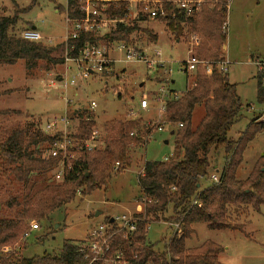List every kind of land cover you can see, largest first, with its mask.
I'll return each instance as SVG.
<instances>
[{
    "label": "trees",
    "instance_id": "obj_1",
    "mask_svg": "<svg viewBox=\"0 0 264 264\" xmlns=\"http://www.w3.org/2000/svg\"><path fill=\"white\" fill-rule=\"evenodd\" d=\"M37 1L31 0L28 9ZM217 1L219 3L212 8L202 6L191 18L167 7L175 17L170 14L159 20L166 24L175 39H179L185 29L198 35L197 58L213 64L225 57L226 33L222 28L226 23L228 0ZM126 8V4L109 5L104 13L107 17H122ZM25 11L16 9L12 15H0V65H13L22 60L28 72L42 62L57 65L63 64L65 57L74 59L86 44L130 43L131 35L139 31L137 24L141 22L120 24L103 35L80 32L62 46L50 47L13 34ZM65 14L70 20L83 19L79 0H67ZM59 48L63 49L64 58L53 56ZM255 78L259 104L264 102V73L256 72ZM116 98L122 100L119 94ZM197 106H203L204 116L192 129V114ZM240 111L235 85L229 83L227 75L216 66L209 75L198 69L193 87L177 100L167 101L165 119L170 126H176L172 133L173 154L166 162H144L143 172L137 176L138 202L143 211L134 215L136 230L131 235L123 237V232L119 231L115 236L116 227L112 225L110 255L121 251L126 264H220L217 257L223 249L219 245L206 241L187 249L185 241L191 237V226L196 223H204L211 230L242 231L243 224L237 223L247 219L250 211L259 212L264 206V155L244 180L236 179L243 152L264 130V122H257L258 116L251 115L240 136L231 138L229 132L242 117ZM9 114L21 115L18 111H0V115ZM78 118L74 136L87 139L95 125L94 116L83 112ZM180 124L182 127L178 128ZM103 130L107 134L103 147L82 150L72 170L58 182L52 180L57 160L45 157L43 152L60 134L45 133L43 126L33 121L3 130L1 166L21 189L0 202V213L7 212L6 217H0V264H90V258H85L90 257L88 251L81 250L85 243L65 242L58 255L24 258L21 252L25 248L24 234L32 221L47 220L55 210L71 203L77 194L87 196L95 189L106 187L114 165L127 164L131 149L143 148L150 142L140 138L148 130L140 122H110ZM132 131H136L137 136L131 137ZM213 173H217V183L211 182ZM209 181L211 184L205 186ZM169 208L172 209L169 224L178 225L181 235L176 230L162 250L157 251L147 239L146 230L152 221L162 219Z\"/></svg>",
    "mask_w": 264,
    "mask_h": 264
},
{
    "label": "rangeland",
    "instance_id": "obj_2",
    "mask_svg": "<svg viewBox=\"0 0 264 264\" xmlns=\"http://www.w3.org/2000/svg\"><path fill=\"white\" fill-rule=\"evenodd\" d=\"M30 3L31 0H0V15L8 16L16 9H25L13 29V34L20 36L23 31L34 27L43 39L50 40V44L43 42L46 46H62L70 30L65 14L67 0H38L28 9ZM204 6L212 8L214 4ZM137 28L139 31L131 35L130 42L137 47H145L147 52L152 48L159 50L161 58L168 63V76L172 83H168L166 75L162 72H150L143 62H127L122 53L111 48V71L91 75L88 80L79 83L78 88L67 92V96L75 103L68 107V116L72 119L71 129L68 131L76 134L79 114H92L95 120L94 128L99 131L97 149L103 147L104 138L107 136L103 130L106 123L133 121L142 125L147 121H156L154 97L161 87L180 96L186 87L187 90L193 87L195 73L188 77L182 73V62L189 57L190 36L193 33L185 29L179 39H175L166 24L158 20L139 22ZM153 33L157 36L156 41ZM225 33L224 54L229 63L225 74L229 83L235 85L241 105L242 117L229 132L231 138L237 139L251 118L252 114L247 111L248 108H259L256 101L257 71L251 61L264 57V0H228ZM197 37L199 38L198 35ZM100 45L113 46L102 42ZM195 50L193 51L196 55ZM64 54L63 49L59 48L53 56L60 59L65 57ZM68 66L71 69L66 73ZM65 73L69 78L76 75L75 67L65 60L63 64L57 65L42 62L31 72L26 70L22 60L13 65H0V111L21 113L0 115V138L3 130L18 125L24 126L26 122L33 121L41 126L53 121L58 122L65 113L64 92L58 87L48 86L51 80H59ZM116 94L121 95L122 100L117 99ZM141 98L148 100L149 110L138 109V100ZM90 101L96 103L93 111L88 109ZM129 110L136 114L133 119L126 117ZM203 116V106H197L192 114V129L197 127ZM171 126L173 129L176 127L172 124ZM164 141L168 143L164 144ZM46 151L47 148L43 152L45 157ZM172 154L173 138L169 129L156 134L143 148L131 149L127 164H120L117 169L114 165L106 187L95 189L87 196L77 194L71 203L55 210L47 220L32 221L26 232L28 236L25 237V248L21 256L33 258L44 254L58 255L65 242L86 243L90 231L99 225H106L110 218L141 213L143 207L138 202L140 189L137 176L142 174L144 162L162 161L164 157H170ZM263 155L264 130L258 133L244 150L242 162L236 171V179L244 180ZM209 184L210 181L204 185ZM20 189V184L5 173L0 162V202L17 194ZM136 207H140V210L137 211ZM135 209L136 211L131 213ZM3 212L0 217H6L7 212ZM171 217L172 209L169 208L162 219L154 220L148 226L147 239L154 244V250L161 251L164 243L176 232L174 226L169 224ZM239 223L243 224L242 231L211 230L204 223L193 224V233L185 241V246L192 249L209 241L223 249L217 257L220 264H264V206L259 212L250 211L248 218L237 224ZM34 224H37L39 229L32 231L31 225ZM113 232L115 236L120 233L117 228Z\"/></svg>",
    "mask_w": 264,
    "mask_h": 264
},
{
    "label": "built area",
    "instance_id": "obj_3",
    "mask_svg": "<svg viewBox=\"0 0 264 264\" xmlns=\"http://www.w3.org/2000/svg\"><path fill=\"white\" fill-rule=\"evenodd\" d=\"M81 11L84 13V18L79 20H70L66 18V23L70 26V30L67 32L63 43L68 39H74L80 32L89 34L103 35L116 29L118 25H127L128 22L138 20L145 22L146 20L156 21L160 19H166L170 16L167 7L178 11L186 18L195 16L205 4H218L217 0H79ZM228 3V2H227ZM226 3V7H227ZM119 4H126V13L119 17L114 15L107 17L105 10L109 5L118 7ZM172 18L175 16L172 14ZM226 25V23H225ZM225 25L223 31H225ZM21 38L28 42H47L50 44V40H45L36 30L27 29L21 33ZM190 49L189 57L185 62H182V73L187 77L197 72L198 69H203L207 75L211 74L213 66H216L220 72L226 73V67L229 65L226 57L221 62L210 63L208 61H202L197 58L194 53L199 44V38L196 34L190 36ZM116 52H120L125 57L127 62L137 61L143 62L150 72H162L166 75L168 83H172L169 80L168 74L170 69L168 63H166L161 57V52L156 48H152L150 51H146L145 47H137L135 44L130 43H117L111 47L105 45L86 44L78 53V56L74 59L64 58L65 62L72 63L76 69V75L68 77L66 73L71 69L70 66L66 68V73L59 80H51L48 87H58L64 92V104L65 113L59 118L58 122L53 121L43 125V131L45 133H51L53 135L60 134V136L48 145L46 151L47 158H53L57 160V165L52 172V180L55 182L61 181L65 174L70 172L73 167L74 161L77 160L80 152L92 151L97 149L96 143L99 139V131L94 127L91 129L89 137L87 139H78L73 133L69 132L71 129L72 119L68 116V107L75 105L72 99L67 96V92L70 89L78 88L79 83L88 80L91 75L106 74L111 71L113 60L110 57V49ZM224 49V48H223ZM225 50V49H224ZM251 64L255 67L259 73H264V57H257L251 61ZM164 85H166L164 83ZM194 85V83H193ZM264 87V81H263ZM187 91V87L184 92ZM180 94L168 90L165 87H161L154 97L156 104V121H147L142 125L148 130L144 134H141L143 140L151 141L156 134L165 132L169 129L172 134L174 129L170 126L166 119V103L170 100H177ZM96 107L94 101L89 102L88 109L93 111ZM138 109L140 111L149 110V102L146 98L138 100ZM252 115H257V122H264V102L259 103V108L250 106L247 110ZM73 112V110H72ZM75 115V114H73ZM72 115V116H73ZM135 112L129 110L127 113V119H133ZM182 125H178L181 128ZM132 137L137 136L136 131L129 133ZM172 156V155H171ZM170 156V157H171ZM170 157H164L162 161L166 162ZM119 163L115 164V168H119ZM212 183L218 182L217 173H213L210 176ZM113 223H107L106 225H99L93 228L84 245L81 246V250L86 249L90 255L85 258H90V264H126L124 256L121 251L117 250L110 255L112 251L111 239L113 233H111L112 225H114L120 232H123V237L126 234L131 235L136 230L137 218L132 215H120L113 217ZM177 231H179L178 225H173ZM32 231L38 230L37 224L31 225ZM28 236V233L24 234V238Z\"/></svg>",
    "mask_w": 264,
    "mask_h": 264
},
{
    "label": "crops",
    "instance_id": "obj_4",
    "mask_svg": "<svg viewBox=\"0 0 264 264\" xmlns=\"http://www.w3.org/2000/svg\"><path fill=\"white\" fill-rule=\"evenodd\" d=\"M153 36L155 37V39H154V41H156V39H157V36H155V34L153 33ZM153 41V42H154ZM223 48H225V47H223ZM137 208V207H136ZM140 210V207L139 208H137V211H139ZM136 211V209L134 210V211H131V213H133V212H135ZM110 219H112V218H110ZM169 226V225H168ZM175 228V227H174Z\"/></svg>",
    "mask_w": 264,
    "mask_h": 264
},
{
    "label": "water",
    "instance_id": "obj_5",
    "mask_svg": "<svg viewBox=\"0 0 264 264\" xmlns=\"http://www.w3.org/2000/svg\"><path fill=\"white\" fill-rule=\"evenodd\" d=\"M31 30H35V28L32 27ZM167 143H168V141H164V144H167ZM109 223H113V219H109Z\"/></svg>",
    "mask_w": 264,
    "mask_h": 264
}]
</instances>
